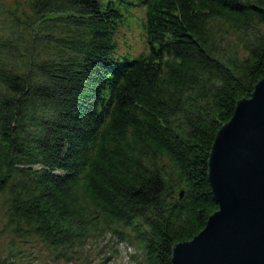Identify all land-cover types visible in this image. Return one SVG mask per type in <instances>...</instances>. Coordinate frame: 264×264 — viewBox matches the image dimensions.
<instances>
[{"label": "trees", "instance_id": "obj_1", "mask_svg": "<svg viewBox=\"0 0 264 264\" xmlns=\"http://www.w3.org/2000/svg\"><path fill=\"white\" fill-rule=\"evenodd\" d=\"M130 6L148 45L132 60ZM262 78L264 0H0L8 225L61 259L109 235L172 264L219 209L212 147Z\"/></svg>", "mask_w": 264, "mask_h": 264}, {"label": "water", "instance_id": "obj_2", "mask_svg": "<svg viewBox=\"0 0 264 264\" xmlns=\"http://www.w3.org/2000/svg\"><path fill=\"white\" fill-rule=\"evenodd\" d=\"M209 180L219 209L172 264H264V78L217 133Z\"/></svg>", "mask_w": 264, "mask_h": 264}, {"label": "rangeland", "instance_id": "obj_3", "mask_svg": "<svg viewBox=\"0 0 264 264\" xmlns=\"http://www.w3.org/2000/svg\"><path fill=\"white\" fill-rule=\"evenodd\" d=\"M4 1L8 6L14 4V0ZM131 14L115 35L117 55L131 52L136 56L147 50L141 31L143 10L137 9ZM1 199L0 264H143L142 254L128 240H117L109 235L89 238L86 245L69 260L57 258L44 242L31 236H19L11 229Z\"/></svg>", "mask_w": 264, "mask_h": 264}]
</instances>
